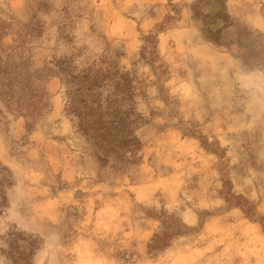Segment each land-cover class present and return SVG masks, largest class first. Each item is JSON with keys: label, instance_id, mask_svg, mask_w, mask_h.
<instances>
[{"label": "rangeland", "instance_id": "obj_1", "mask_svg": "<svg viewBox=\"0 0 264 264\" xmlns=\"http://www.w3.org/2000/svg\"><path fill=\"white\" fill-rule=\"evenodd\" d=\"M61 61L128 75L135 164L100 165ZM1 70L24 98L0 75V264L11 231L39 239L32 264H264V0H0Z\"/></svg>", "mask_w": 264, "mask_h": 264}, {"label": "trees", "instance_id": "obj_2", "mask_svg": "<svg viewBox=\"0 0 264 264\" xmlns=\"http://www.w3.org/2000/svg\"><path fill=\"white\" fill-rule=\"evenodd\" d=\"M218 11L215 18H220L228 24V14ZM173 17L168 15L154 25L155 31L163 30ZM211 22L214 18L211 17ZM210 23L205 24V37L217 43L221 29H211ZM154 43V41L149 40ZM103 61H100L102 63ZM62 73L64 85V110L73 120L76 131L89 140L95 148L96 159L104 166L112 161L116 170L135 164L139 158L141 142L135 131L140 125V117L133 108L134 91L130 86L128 75L116 70V66L103 67L93 62L81 69H76L66 61L57 65ZM0 75H6L4 99L7 103L17 102V107L23 104L24 97L17 93L14 87V77L4 70ZM36 101L31 92L26 96ZM36 103V102H35ZM40 103V102H39ZM27 106V105H26ZM36 108V107H35ZM35 109H32L33 111ZM38 112V110H36ZM228 181H224L228 201L238 206V197L229 189ZM13 185L10 169L0 163V213L7 206V188ZM240 204V205H239ZM244 211L251 215L249 208ZM165 235V234H164ZM159 238V237H158ZM156 238L155 240H157ZM154 240V241H155ZM6 248L2 250L11 264H32L33 257L40 246L37 237L26 235L21 231H11L5 238ZM157 245L149 244L148 249Z\"/></svg>", "mask_w": 264, "mask_h": 264}]
</instances>
